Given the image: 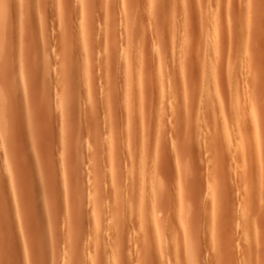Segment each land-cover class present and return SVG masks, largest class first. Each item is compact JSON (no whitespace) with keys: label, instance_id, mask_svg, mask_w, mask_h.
Here are the masks:
<instances>
[{"label":"rangeland","instance_id":"1","mask_svg":"<svg viewBox=\"0 0 264 264\" xmlns=\"http://www.w3.org/2000/svg\"><path fill=\"white\" fill-rule=\"evenodd\" d=\"M0 9V264H264V0Z\"/></svg>","mask_w":264,"mask_h":264},{"label":"bare ground","instance_id":"2","mask_svg":"<svg viewBox=\"0 0 264 264\" xmlns=\"http://www.w3.org/2000/svg\"><path fill=\"white\" fill-rule=\"evenodd\" d=\"M163 1H164V0H163ZM209 2H211V1H209ZM209 2L207 1V4H208ZM214 2H215V1H214ZM214 2H213V4H214ZM166 3H167V1H166ZM169 3H170V2H169ZM180 3H181V2H180ZM200 3H201V1H200ZM211 3H212V2H211ZM228 3H229V1H228ZM228 3H227V4H228ZM183 4H184V3H183ZM203 4H204V3H203ZM1 5H2V4H1ZM190 5H191V4H190ZM200 5H202V4H200ZM210 5H211V4H210ZM178 6H179V5H178ZM205 6H206V5H205ZM207 6H208V5H207ZM211 6H212V5H211ZM2 7L5 8L4 5H2ZM166 7H167V6H166ZM203 7H204V6H203ZM178 8H179V11H180V8L182 9V6L177 7V12H179V11H178ZM193 8H194V7H193ZM209 8H211V7H209ZM209 8H208V9H209ZM200 9H201V8H200ZM206 9H207V8H206ZM208 9H207V10H208ZM215 9H217V7L214 8V10H215ZM218 9H219V8H218ZM220 9H221V8H220ZM2 10H3V9H2ZM147 10H148V9H147ZM184 10H185V9H184ZM184 10L182 9V13H183ZM189 10H190V9H189ZM191 10H192V9H191ZM193 10H194V9H193ZM209 10H210V9H209ZM209 10H208V11H209ZM0 11H1V9H0ZM5 11H6V9L4 10V12H5ZM202 11H204V9H203ZM210 11H211V10H210ZM210 11H209V12H210ZM2 12H3V11H1V13H2ZM142 12H143V11H142ZM171 12H172V11H171ZM191 12H193V11H191ZM200 12H201V11H200ZM209 12H207V14H210V16H211L212 13H211V12L209 13ZM1 13H0V14H1ZM180 13H181V11H180ZM193 13H194V12H193ZM214 13H215V12H214ZM4 14H5V13H4ZM128 14H129V13H128ZM142 14H143V16H145L144 13H142ZM142 14H141V15H142ZM177 14H179V13H177ZM181 15H182V14H181ZM181 15H180V16H181ZM186 15H187V14H186ZM178 16H179V15H178ZM206 16L208 17V19H209L211 22H210V26H209L208 28H205V29H210V30H211V29H214L215 26H214L213 21L209 18L210 16H208V15H206ZM217 16H218V15H217ZM2 17H4V16H2ZM165 17H166V16H165ZM176 17H177V16H176ZM176 17H175V18H176ZM181 17H182V16H181ZM184 17H185V13H184ZM126 18H127V16H126ZM177 18H178V17H177ZM211 18H212V17H211ZM215 18H216V16H215ZM215 18H214V19H215ZM196 19H197V18H196ZM136 20H137V19H136ZM123 21H124V20H123ZM134 21H135V20H134ZM215 21H216V19H215ZM215 21H214V22H215ZM121 22H122V20H121ZM177 22H178V21H177ZM0 23H1V22H0ZM181 23H182V22H181ZM197 23H198V22H197ZM222 23H223V21H222ZM137 24H138V23H137ZM137 24L135 25V27L137 26ZM184 24H185V23H184ZM208 24H209V23H208ZM222 25H223V24H222ZM168 26H169V25H168ZM197 26H198V25H197ZM202 26H203V24H202ZM202 26H201V27H202ZM207 26H208V25H207V23H206V27H207ZM135 27H134V28H135ZM137 27H138V26H137ZM137 27H136V29H137ZM169 27H170V26H169ZM201 27H200V28H201ZM203 27H204V26H203ZM223 28H224V27H222V29H223ZM164 29H165V28H164ZM175 29H176V28H175ZM181 29H182V28H181ZM148 30H149V29H148ZM223 30H224V29H223ZM175 31H176V30H175ZM206 31H207V30H206ZM134 32H136V31H134ZM142 32H144V31H142ZM151 32H152V31H151ZM151 32H150V33H151ZM159 32H160V31H159ZM129 33H130V32H127V33H126V34H128V35L126 36V37H127V40H126L127 42L125 41L126 43H129L128 40L131 39V37L129 36ZM165 33H166V32H165ZM179 33H180V32H179ZM183 33H184V32H183ZM201 33L204 34V32H201ZM211 33H212V35L214 34V32H211ZM211 33H210V35H211ZM133 34H136V33H133ZM137 34H139V33L137 32ZM144 34H145V33H144ZM215 34H216V32H215ZM218 34H219V33H218ZM186 35H187V34H186ZM186 35H185V36H186ZM120 36H121V35H120ZM135 36H136V35H135ZM135 36H134V38H135ZM224 36H225V35H224ZM224 36H223V38H224ZM128 37H130V39H129ZM183 37H184V36H183ZM183 37H182V39H183ZM134 38H133V42H132L133 45H134V42H135V41H139V40H138V36L136 37L137 40H135V41H134ZM186 38H188V37H186ZM197 38H198V37H197ZM197 38H196V39H197ZM211 38H212V37H211ZM214 38H215V37H214ZM223 38H222V39H223ZM175 39H176V38H175ZM175 39H174V40H175ZM200 39H201V37H200ZM183 40H184V39H183ZM192 40H193V39H192ZM211 40H213V39H210V40H209V38H208V41H207L206 50H207V51H210V52H208L207 55H210L209 53H212V52L215 50V49L213 50V48H214L215 46L212 47V44H211L212 42H211ZM170 41H171V40H170ZM170 41H169V42H170ZM160 42H161V41H160ZM176 42H177L176 40L173 42V46H175V47H176V45H174V44H177L178 42L181 44V40L178 41L177 43H176ZM182 42H184V41H182ZM192 42H195V41H192ZM126 43H125V44L123 43L124 46H120V47H122V49H123V48L125 49V48H126V45H127ZM130 43H131V42H130ZM137 43H138V42H137ZM187 43H188V42H187ZM155 44H156V42H155ZM188 44H189V43H188ZM196 44H197V43H196ZM196 44H195V45H196ZM200 44L202 45V43H200ZM129 45H130V44H129ZM157 45H158V44H157ZM166 45H167V44H166ZM169 45H170V44H169ZM214 45H215V44H214ZM217 45H218V44H217ZM116 47H117V46H116ZM127 47H128V45H127ZM155 47H156V46H155ZM157 47H158V46H157ZM164 47H165V45H164ZM166 47H167V46H166ZM210 47H212V49H211L212 51L210 50ZM167 49H168V48H167ZM167 49H166V50H167ZM169 49H170V48H169ZM169 49H168V50H169ZM188 49H189V48H188ZM157 50H158V49H157ZM157 50H155V51H157ZM161 50H162V48H161ZM176 50H177V49H175V53H176ZM121 51H123V50H121ZM158 51H159V50H158ZM207 51H206V52H207ZM226 51H227V50H226ZM160 52H161V51H160ZM166 52H167V51H166ZM158 53H159V52H157V54H158ZM168 54H169V53H168ZM186 54H187V53H186ZM215 55H216V54H214V56H215ZM165 56H166V55H165ZM132 57H133V55H132ZM132 57H131V58H132ZM167 57H168V56H167ZM174 57H175V56H174ZM195 57H196V56H195ZM206 57H207V56H206ZM206 57H205V58H206ZM208 57H210V56H208ZM216 57H217V56H216ZM155 58H156L157 60H161V56L159 57V56L157 55V57H155ZM207 59H209V58H207ZM212 59H213V58H212ZM133 60H134V59H133ZM133 60H132V61H133ZM205 60H206V59H205ZM210 60H211V59H209V61H207V62L204 61V69H203V72H202V75H203V74H204V75L202 76V86H201V87H202V89L204 88L207 92H209L208 90H210V88H209V84H210V82L212 83V81H213V78H212V81H211V78L208 77V75H210L211 73L207 75V72H209L208 69L210 68V66H212L211 63L213 62V61L210 62ZM134 61H135V60H134ZM134 61H133V62H134ZM128 62L130 63L131 61H128ZM156 62L158 63V65L163 64V63H160V61H156ZM161 62H162V61H161ZM165 62H166V61H165ZM174 62H175V61H174ZM208 62H209V63H208ZM224 62H225V61H224ZM170 63H171V62H170ZM207 63H208V64H207ZM213 63H214V62H213ZM132 64H133V63H132ZM166 64H169V62L166 63ZM215 65H216V64H215ZM131 66H132V65H131ZM133 66H134V65H133ZM164 66H165V65H164ZM167 66H168V65H167ZM213 67H214V66H213ZM206 71H207V72H206ZM195 72H196V71H195ZM211 77H212V76H211ZM166 79H167V78H166ZM166 79H165V80H166ZM232 79H233V78H232ZM168 82H169V81H168ZM165 84H166V83H165ZM191 84H192V83H191ZM212 84H213V83H212ZM167 85H168V83H167ZM210 87H211V86H210ZM160 88H161V87H160ZM135 89H136V88H135ZM135 89H134V91H135ZM204 89H203V90H204ZM167 90H168V89H167ZM203 90H202V91H203ZM205 90L203 91L204 94L207 93ZM203 92H202V93H203ZM210 92H211V90H210ZM203 96H204V97H203L202 99H201V95H200V97H199V98L201 99V100H199V101H200V103H199L200 106H199V107L202 108V109L204 108V110L208 109L209 106H211V105L215 108V106L218 104L217 102H219V101H217V100H218V99H217V100H216L217 102H216V103H215V102L213 103V101L210 100V99H209L210 101L207 100V98H206V100H205V95H203ZM166 97H167V96H166ZM213 98H214V97H213ZM213 98H211V99H213ZM214 99H216V98H214ZM170 102H171V101H170ZM213 104H214V105H213ZM218 105L220 106L221 103L219 102ZM218 105H217V106H218ZM219 106H218V107H219ZM195 107H196V106H195ZM199 107H198V108H199ZM218 107H217V108H218ZM189 108H190V107H189ZM214 108H212V109H214ZM221 108H222V106H221ZM188 110H189V109H188ZM216 110H217V109H216ZM193 111H194V110H193ZM199 111H200V110H199ZM206 111H207V110H206ZM206 111H204V112H206ZM221 111H222V110H221ZM202 112H203V111H202ZM211 112H212V111H211ZM213 112H214V110H213ZM216 112H217V111H216ZM133 113H134V112H133ZM191 113H192V112H191ZM207 114H208V113H207ZM203 115H204V114H203ZM212 115H213V114H212ZM216 116H217V115H216ZM199 117H200V116H199ZM203 117H204V116H203ZM214 118H215V117H214ZM191 119H192V117H191ZM215 119H216V118H215ZM224 119H225V118H223V120H224ZM219 120H220V119H219ZM204 125H205V124H204ZM225 126H226V127H225ZM225 126H224V128H225L224 130L226 131V132H225V135L227 134L226 136L229 137V124H228V125H225ZM192 131H193V130H192ZM195 132H196V131H195ZM203 132H204V131H203ZM220 133H221V132H220ZM111 134H112V133H111ZM205 134H206V133H205ZM202 139H203V138H202ZM136 140H137V139H136ZM193 141H194V140H193ZM116 142H117V141H116ZM132 143H133V142H132ZM101 144H102V143H101ZM134 146H135V145H134ZM100 147H101V146H100ZM125 147H126V146H125ZM132 147H133V146H132ZM100 151H101V150H100ZM122 151H123V150H122ZM211 151H212V150H211ZM242 152H243V151H242ZM133 155H135V154H133ZM101 156H102V155H101ZM101 156H100V157H101ZM133 157H134V156H133ZM136 157H138V156H136ZM133 159H134V158H133ZM209 159H210V158H209ZM130 160H131V159H130ZM134 160H136V159H134ZM137 160H139V159H137ZM133 162H134V161H133ZM135 162H137V164H138V161H135ZM135 162H134V163H135ZM126 164H127V163H126ZM188 166H189V165H188ZM131 171H132V169H131ZM102 174H103V173H102ZM10 178H11V177H10ZM101 185H102V184H101ZM103 185H104V184H103ZM154 186H155V185H154ZM148 187H149V186H148ZM163 192H164V191H163ZM132 202H133V201H132ZM144 204H145V203H144ZM126 205H127V204H125V206H126ZM126 208H127V207H126ZM131 208H132V205H131L130 208H128V210H130ZM147 208H148V207H147ZM163 212H164V211H163ZM112 213H113V212H112ZM123 214H124V213H123ZM119 215H120V213H119ZM96 223H97V222H96ZM107 235H108V234H107ZM104 236H105V235H104ZM142 244H143V243H142ZM161 244H162V243H161ZM62 247H63V246H62ZM121 247H122V246H121ZM121 247H120V248H121ZM159 247H160V246H159ZM147 248H149V247H147ZM166 248H167V246H166ZM121 249H122V248H121ZM142 250H143V249H142ZM97 252H98V251H97ZM104 252H105V251H104ZM145 252H146V251H145ZM145 252H144V253H145ZM105 253H106V252H105ZM137 253H138V252H137ZM163 253H165V252H163ZM135 254H136V253H135ZM101 255H102V254H101ZM101 255H100V256H101ZM105 255H106V254H105ZM111 255H113V252H112ZM119 255H121V254L119 253ZM146 255H147V254H146ZM107 256H109V255H107ZM116 256H117V255H116ZM164 256H165V254H164ZM164 256H163V257H164ZM109 257H110V256H109ZM113 257H114V256H113ZM120 257H121V256H120ZM107 259H108V258H107ZM114 259H116V257H114ZM162 259H163V258H162ZM169 259H170V257H169ZM108 260H109V259H108ZM110 260H111V257H110ZM159 260H160V259H159ZM125 262H126V261H125ZM113 263H114V262H113Z\"/></svg>","mask_w":264,"mask_h":264}]
</instances>
